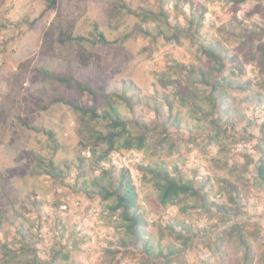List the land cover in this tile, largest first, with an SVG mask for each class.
<instances>
[{"label": "rangeland", "instance_id": "obj_1", "mask_svg": "<svg viewBox=\"0 0 264 264\" xmlns=\"http://www.w3.org/2000/svg\"><path fill=\"white\" fill-rule=\"evenodd\" d=\"M57 5L0 0V246L11 252L3 259L0 247V264H264V183L257 172L264 159L258 127L264 119V0ZM95 26L106 45L89 42ZM175 26L187 33L177 35ZM66 27L88 41L62 44ZM200 43L236 58L219 75L234 84L220 117L207 119L191 105L205 89L196 71L215 66ZM43 72L133 98L131 108L118 106L130 123L150 127L145 149H117L96 167L93 151L105 146L86 127L106 133L107 123L72 107L93 104L76 83ZM198 102L209 109L206 100ZM103 103L97 102L99 110ZM151 167L192 181L209 211L191 197L161 207L154 180L142 170ZM102 168L116 178L124 170L133 182L131 215L144 222L152 258L140 254L142 243L131 244L128 221L111 210L116 198L104 201L93 187L106 177ZM241 239L252 248L250 262Z\"/></svg>", "mask_w": 264, "mask_h": 264}, {"label": "trees", "instance_id": "obj_2", "mask_svg": "<svg viewBox=\"0 0 264 264\" xmlns=\"http://www.w3.org/2000/svg\"><path fill=\"white\" fill-rule=\"evenodd\" d=\"M49 6L47 9H53L58 7V0H48ZM229 3H233L234 5L242 4L247 0H224ZM150 14V13H148ZM148 16V15H147ZM154 17V14H150V17ZM164 24L170 27L168 22V17L164 18ZM177 35H185L187 30L181 29L178 26L174 27ZM94 31L90 35L89 42L92 45H106L108 43L106 36L103 33H100L98 27H94ZM189 33V32H188ZM177 35L174 37L177 41H180L177 38ZM189 35V34H188ZM60 41L62 44L66 42H86L88 41L87 38L81 36H75L74 32H72V28L66 27L65 30H62L59 34ZM264 36V30H263ZM200 50L202 51V55L206 57V59L215 64V66L210 67V72H206L203 69L196 71L199 73V83L203 85L205 89H203V97L198 96L193 100V109L196 111V114L204 115L205 118H211L213 115H218L220 117L223 114L221 102L223 99L229 98L227 96V89L233 88L234 84H232L228 79L221 78L219 75L223 72L226 67V62L228 63L229 60H235L236 58H229L227 53L225 54L222 50L218 49L217 47H207L203 43H200ZM264 65L262 66V68ZM261 69V66H260ZM44 75L48 77L57 78L58 81L65 82L70 84L71 82L76 83V87L81 93H86L93 101V104L90 107H84L81 104H74L72 107L82 116L98 120L102 118L107 123L108 131L106 133H101L99 131L93 132L89 127H86V131L93 136L95 139V143L98 145L105 146V149L100 153L97 154V150L93 151V159L94 165L97 167L102 162L106 161L111 153L117 149H124V150H137L142 151L146 147V141L148 139V135L151 131L150 127L146 123H140L136 120L127 121L122 116V113L119 109L118 104H126L128 108H131L134 105L133 98H129L128 96H119L117 94H111L106 91L105 88H96L91 83L84 85L80 82H76L71 77H56L53 74L48 72H43ZM206 91V92H205ZM202 98L206 100L209 109L205 110L199 105L198 100ZM104 102V108L99 110L97 108L98 101ZM101 111V112H99ZM157 116H159V112H156ZM84 122V121H83ZM253 124V123H252ZM217 121L212 122V126H216ZM254 125V124H253ZM256 125V124H255ZM260 129V133L264 136V119L262 123L258 126ZM135 131V132H134ZM90 136V138H92ZM264 138V137H263ZM166 141V140H164ZM82 165L85 160L81 159ZM50 167H52V161L47 163ZM80 168H82L80 166ZM145 171L146 175L150 176L154 181V187L158 192L157 195V202L161 207H168L172 205H176L179 200L191 197L197 198L200 200L204 205H206V209L203 208L204 211H209V205L203 201L201 198V193L199 192L198 188L194 185L192 181H183L177 180L173 178L167 170L159 169V168H144L142 169ZM54 169L52 170V172ZM50 172V173H52ZM102 172L106 174V177H101L100 179H95L92 181L93 187H95L96 191L101 195V198L104 201L111 200L112 198H116L115 205L111 207L112 211H119L121 210L126 221H128V226H126V231L128 235L133 237V243L135 246L138 243H142L140 245L142 250H140V254L144 258H152L151 254L153 253V248L150 247V244L147 241L143 240V232L141 227L144 225V222L139 219V217L135 214H132L135 209V200H136V189L133 186V182L129 178V175L126 171L122 170L119 174V177H115L113 173L108 169H103ZM258 178L259 180L264 183V159L258 163ZM54 174V173H53ZM53 176V175H52ZM55 177V176H53ZM104 181L107 182L104 184ZM104 184V185H103ZM203 197V196H202ZM205 200V199H204ZM206 201V200H205ZM35 205V202H34ZM170 230V229H169ZM25 238V234H22ZM242 236V235H241ZM241 242L244 247V257L247 262H250L252 256V248L249 244H247L246 240H242ZM4 251L2 258L6 255H9V251H7V245L0 246ZM21 250V249H20ZM22 251V250H21ZM24 251V249H23ZM22 253L24 254V252ZM14 259H20V255H16V251L13 252ZM162 255V253L160 254ZM11 258V256H8ZM23 255H21V258ZM36 257V256H35ZM20 262V261H19ZM18 262V263H19ZM6 262H3V264ZM33 264H38L36 261Z\"/></svg>", "mask_w": 264, "mask_h": 264}]
</instances>
